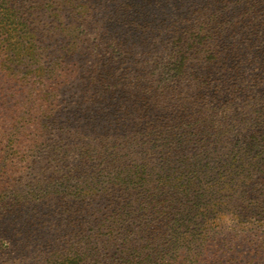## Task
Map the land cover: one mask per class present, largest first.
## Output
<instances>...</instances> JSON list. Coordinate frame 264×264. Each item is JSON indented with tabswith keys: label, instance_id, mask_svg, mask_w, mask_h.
<instances>
[{
	"label": "trees",
	"instance_id": "16d2710c",
	"mask_svg": "<svg viewBox=\"0 0 264 264\" xmlns=\"http://www.w3.org/2000/svg\"><path fill=\"white\" fill-rule=\"evenodd\" d=\"M181 1L0 0V155L74 159L23 193L0 156L5 247L63 264L65 219L82 264H264V0Z\"/></svg>",
	"mask_w": 264,
	"mask_h": 264
},
{
	"label": "rangeland",
	"instance_id": "374dc122",
	"mask_svg": "<svg viewBox=\"0 0 264 264\" xmlns=\"http://www.w3.org/2000/svg\"><path fill=\"white\" fill-rule=\"evenodd\" d=\"M184 1L190 2L192 0ZM182 2L183 0L181 3ZM18 92V84L12 82L8 85H4V89L1 94L4 99V104L2 103L3 100L0 101V103L3 104L0 106L1 143H3L1 139L5 137L3 136L5 134H2V132L7 133L10 131L11 133H20L18 128L19 125L14 124L13 115L15 110L11 108V105L15 107L16 105L14 103L16 97L22 99L23 97H26L28 91L24 92L23 95L18 94ZM24 130H22V132H25L26 138L29 140L37 133L34 126L31 125H27V128ZM32 144L33 143L31 141H25L23 145L27 147ZM46 145V139H43L39 145L31 146L33 148L17 149L18 153L16 155H0L1 159H6L5 163H11L10 166H7L8 177H10V179H14V181L10 182V185L15 184L17 189L21 190L23 193H28L31 184H35L37 181L40 182V184H49L54 187L57 177L72 170L71 164L74 159H70L64 164L59 161L57 157H54L53 153L50 155L48 154ZM0 153H5V151H0ZM18 161L22 162L19 164ZM51 222L52 232L49 237H47V239L50 240L49 256H52V260H55L56 257H59V259L62 258L64 262L63 264H82L80 258L83 253L82 248L80 245L76 244L77 238L75 237V233L71 232L69 229L67 221L62 219L61 222H57L52 219ZM8 242V239L3 238L1 240L0 238V264H41L40 258L44 259L47 255V252L42 249L43 247H39L34 250L30 247L27 249L28 252H25L19 251L17 248L5 247V243L7 244ZM109 256L110 253L106 254V257ZM54 264L58 263L55 262ZM85 264L92 263L88 261Z\"/></svg>",
	"mask_w": 264,
	"mask_h": 264
}]
</instances>
